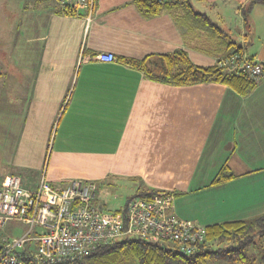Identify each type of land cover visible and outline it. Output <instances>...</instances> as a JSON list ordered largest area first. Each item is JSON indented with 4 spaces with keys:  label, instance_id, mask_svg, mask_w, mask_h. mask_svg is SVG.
<instances>
[{
    "label": "crops",
    "instance_id": "obj_1",
    "mask_svg": "<svg viewBox=\"0 0 264 264\" xmlns=\"http://www.w3.org/2000/svg\"><path fill=\"white\" fill-rule=\"evenodd\" d=\"M192 1L239 40L188 29L168 12L143 16L134 0H96L75 15L57 0L23 5L0 71L2 180L17 175L33 187L42 167L60 185L93 180L100 207L102 185L170 192L167 212L203 227L264 213V76L242 95L219 82L151 80L121 59L181 49L212 66L239 48L264 64V5L244 21L249 0ZM102 52L115 60H97ZM223 165L236 178L209 186Z\"/></svg>",
    "mask_w": 264,
    "mask_h": 264
},
{
    "label": "built area",
    "instance_id": "obj_2",
    "mask_svg": "<svg viewBox=\"0 0 264 264\" xmlns=\"http://www.w3.org/2000/svg\"><path fill=\"white\" fill-rule=\"evenodd\" d=\"M60 5L91 8L93 0H57ZM113 62L112 52L96 55ZM215 65L228 72L245 73L258 82L264 64L232 52ZM96 183L73 180L54 183L45 170L33 187H25L17 175H7L0 184V264H78L103 244L122 236L172 243L183 254H191L205 238V228L167 212L172 194L131 198L120 211H105L95 203ZM17 221L27 225L18 236L6 227ZM37 226L36 230L34 227Z\"/></svg>",
    "mask_w": 264,
    "mask_h": 264
},
{
    "label": "trees",
    "instance_id": "obj_3",
    "mask_svg": "<svg viewBox=\"0 0 264 264\" xmlns=\"http://www.w3.org/2000/svg\"><path fill=\"white\" fill-rule=\"evenodd\" d=\"M95 1L93 0V5ZM134 4L143 16L149 17L161 12H168L176 22L184 20L188 29L208 32L213 37L223 39L227 36L224 30L207 14L195 9L192 0H134ZM255 4L264 5V0L248 1L246 8L242 11L244 21H247V14ZM61 7L62 12L66 15H75L78 13V9H81L69 4L61 5ZM229 43L237 45L234 41H229ZM235 50L241 51L239 48ZM121 59L142 70L144 75L151 80L176 86L219 82L230 86L239 94L245 95L257 84L245 73L228 72L217 65H196L181 49L155 56L147 55L139 60L125 57H121ZM234 178L236 176L229 171L227 165H223L209 186L219 185ZM154 193L166 194L170 192L139 187L127 197L125 202L127 204L133 197H147ZM204 228V241L198 244L197 250L191 254L178 252L172 243L122 236L112 243L101 245L81 259L78 264H215L218 262L255 264L256 258L248 252V246L251 245L262 250L258 264H264V249L261 242V239L264 238V213L251 219L216 223Z\"/></svg>",
    "mask_w": 264,
    "mask_h": 264
},
{
    "label": "rangeland",
    "instance_id": "obj_4",
    "mask_svg": "<svg viewBox=\"0 0 264 264\" xmlns=\"http://www.w3.org/2000/svg\"><path fill=\"white\" fill-rule=\"evenodd\" d=\"M45 0H41V2H44ZM40 2V3H41ZM39 4V2H36ZM34 4V0H0V71L2 69L9 67L8 64V52H7V45L5 46V42H7L8 39H11V37L16 32L17 25L19 23V20L21 19V12L23 13V5H26L27 8H30L31 5ZM21 7L19 10L18 8ZM231 19V18H230ZM12 24V25H11ZM224 28L227 29V36L231 37L234 41H238L240 38V34L237 31L236 28L232 30L230 33L228 31V25L224 24ZM251 26H253L250 23ZM246 43L245 45L247 47L251 46V42L253 41V32L250 31L249 25H246ZM15 37V36H14ZM238 39V40H237ZM5 101V100H4ZM8 165L2 164V159H0V184L2 181V175H5L8 173ZM44 167H42L43 170ZM41 170V171H42ZM130 189H120L118 187H111L108 185L105 186H99L97 189V196L96 201L98 204L102 205V209L105 211H115L119 209L121 206H125L127 197L129 196ZM121 207V208H123ZM120 208V209H121ZM8 230L12 236H18L22 234L26 229L27 225L21 222L13 221L8 222L7 224ZM37 226L34 227V230H36ZM261 242L263 244L264 249V238L261 239ZM248 252L251 253L255 258L256 262L255 264H258L260 261V258L262 256V250L256 246H248ZM215 264H224L222 262H218ZM229 264V263H225Z\"/></svg>",
    "mask_w": 264,
    "mask_h": 264
}]
</instances>
